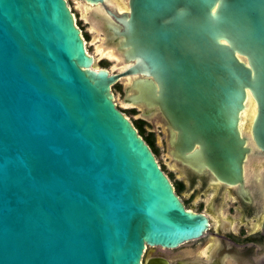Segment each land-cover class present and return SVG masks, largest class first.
Returning a JSON list of instances; mask_svg holds the SVG:
<instances>
[{
    "label": "water",
    "instance_id": "obj_1",
    "mask_svg": "<svg viewBox=\"0 0 264 264\" xmlns=\"http://www.w3.org/2000/svg\"><path fill=\"white\" fill-rule=\"evenodd\" d=\"M81 1L119 71L87 53L67 0H0V264H140L208 228L116 106L122 79L178 168L243 190L264 155V0Z\"/></svg>",
    "mask_w": 264,
    "mask_h": 264
},
{
    "label": "flooded vegetation",
    "instance_id": "obj_2",
    "mask_svg": "<svg viewBox=\"0 0 264 264\" xmlns=\"http://www.w3.org/2000/svg\"><path fill=\"white\" fill-rule=\"evenodd\" d=\"M246 167L243 190L178 168L174 191L186 208L208 217V228L173 247L145 245L140 264H264V155L253 154Z\"/></svg>",
    "mask_w": 264,
    "mask_h": 264
},
{
    "label": "rangeland",
    "instance_id": "obj_3",
    "mask_svg": "<svg viewBox=\"0 0 264 264\" xmlns=\"http://www.w3.org/2000/svg\"><path fill=\"white\" fill-rule=\"evenodd\" d=\"M67 4L72 11L75 22L80 28L83 39L84 46L88 54L92 55L97 59L99 67L108 69L111 73L117 72L121 69L122 65L117 64L118 58L110 54L112 47H106L104 43L107 41L104 32L100 28H96L93 24L98 23L103 25L102 21L93 16L92 11L88 12L85 8L84 2L81 0H67ZM125 7L123 0H107L105 3L106 7ZM103 12H105V7L100 6ZM84 33L88 34V37H84ZM105 48V49H104ZM125 79L120 80L115 84H119L120 87L112 86V92L114 94V102L116 106L130 119L133 123L135 120L142 119L140 118L141 110L136 107H128L123 103V84ZM131 109L135 111L132 112ZM147 124L145 127L152 131L155 138V147L157 148V153L154 154L156 160L158 161L160 167L164 173L169 177L170 181L173 183L175 176L177 175L178 167H176L167 153L166 146V132L163 130L160 122L155 121V118L152 120H145ZM250 123V115L246 113L243 119V127H246ZM134 125V123H133ZM252 168L254 167L251 166ZM184 169V168H183ZM210 193L205 197V202L208 201ZM224 201L226 200V194L224 195ZM231 201V200H230ZM228 202V201H227ZM201 211H206V205L201 207Z\"/></svg>",
    "mask_w": 264,
    "mask_h": 264
},
{
    "label": "trees",
    "instance_id": "obj_4",
    "mask_svg": "<svg viewBox=\"0 0 264 264\" xmlns=\"http://www.w3.org/2000/svg\"><path fill=\"white\" fill-rule=\"evenodd\" d=\"M84 37L87 38L88 34L84 33ZM115 86L120 87L119 84H115ZM131 111L134 112L135 110L131 109ZM133 123L139 135H141L142 138L145 140V142L149 145L152 152L156 154L158 151H157V148L155 147V138L153 135L154 133L145 127V124H147V122L144 119H138V120H135Z\"/></svg>",
    "mask_w": 264,
    "mask_h": 264
},
{
    "label": "bare ground",
    "instance_id": "obj_5",
    "mask_svg": "<svg viewBox=\"0 0 264 264\" xmlns=\"http://www.w3.org/2000/svg\"><path fill=\"white\" fill-rule=\"evenodd\" d=\"M114 7V6H113ZM114 8H117V7H114ZM121 8H123V7H121L120 5H119V8H117V9H121ZM105 49V48H104ZM110 54L113 56V54H112V51H110ZM247 106H248V104H247ZM251 106V105H250ZM250 106H248V107H246V110L245 111H243V115H242V121H241V125L243 126V119H244V117H245V115H246V113H253V111H254V107L252 106V108H251V111H249L250 109H249V107Z\"/></svg>",
    "mask_w": 264,
    "mask_h": 264
}]
</instances>
